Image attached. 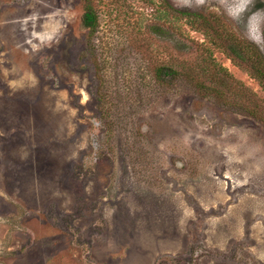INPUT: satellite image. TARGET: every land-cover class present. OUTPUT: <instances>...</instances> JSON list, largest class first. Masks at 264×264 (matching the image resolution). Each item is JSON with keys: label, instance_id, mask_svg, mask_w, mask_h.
Here are the masks:
<instances>
[{"label": "rangeland", "instance_id": "1", "mask_svg": "<svg viewBox=\"0 0 264 264\" xmlns=\"http://www.w3.org/2000/svg\"><path fill=\"white\" fill-rule=\"evenodd\" d=\"M259 2L0 0V264H264Z\"/></svg>", "mask_w": 264, "mask_h": 264}, {"label": "trees", "instance_id": "2", "mask_svg": "<svg viewBox=\"0 0 264 264\" xmlns=\"http://www.w3.org/2000/svg\"><path fill=\"white\" fill-rule=\"evenodd\" d=\"M263 5L264 0H260V2L257 4L258 7H262ZM174 11L176 13L177 18H179L180 15L186 17L188 22L193 27H195L196 29L204 30L207 37H210V39L213 40L210 36L211 33L209 29L202 28L199 24H197L198 21L202 22L203 25L207 23L206 19L201 13L190 12L180 9H174ZM201 19H203V21H201ZM82 24L86 29L89 30L90 33H92L99 25V14L93 6L92 0H85V10L82 17ZM222 30H225V28H223ZM231 42L232 45L229 48L231 52L229 53V55H231L230 57L232 58V60L236 61L237 64H239L242 68L247 69L248 73L253 78L258 80V82L264 89V53H262L257 47L251 45L250 43H245L243 41H235L234 39H231ZM239 60H242L246 63L243 65L241 64L242 62ZM220 70L224 73L225 77H232L227 68L222 66ZM254 95L257 96L256 93H254ZM261 101H264V99H262ZM248 111L252 115L258 116L261 120L264 121V118L260 116L261 112L257 109V106L252 109L250 108Z\"/></svg>", "mask_w": 264, "mask_h": 264}]
</instances>
